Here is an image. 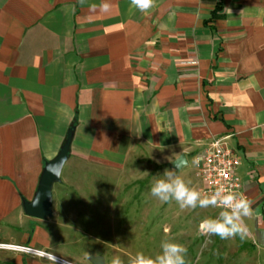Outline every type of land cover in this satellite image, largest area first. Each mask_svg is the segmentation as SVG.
Instances as JSON below:
<instances>
[{"label": "crops", "instance_id": "0c3cea01", "mask_svg": "<svg viewBox=\"0 0 264 264\" xmlns=\"http://www.w3.org/2000/svg\"><path fill=\"white\" fill-rule=\"evenodd\" d=\"M70 128L57 182L69 191L54 183L52 215L28 216L21 199ZM223 136L254 202L236 249L264 264V0H155L148 12L131 0H0V244L63 261L0 246V264H128L148 246L120 242L114 209L80 203L117 195L71 190L88 173L151 184L181 154L178 174L201 190L193 160Z\"/></svg>", "mask_w": 264, "mask_h": 264}, {"label": "rangeland", "instance_id": "374dc122", "mask_svg": "<svg viewBox=\"0 0 264 264\" xmlns=\"http://www.w3.org/2000/svg\"><path fill=\"white\" fill-rule=\"evenodd\" d=\"M192 169L193 164L189 162L187 170L190 172ZM88 175L78 186V190L74 188L71 192L101 195L115 193L117 196L113 199L105 197L80 203L83 209L92 207V210L103 209V212L114 209L115 214L119 216L108 217L106 221L107 224L120 226V242L127 241L148 246L144 248L142 245L143 247L135 249L134 252L143 251L146 255L154 256L160 251L161 241L170 239L187 248L186 264H244L241 250L236 249L235 240H239V237L221 239L212 236L209 238L200 232L198 221L204 212L205 217H214L219 210L198 207L194 210L182 211L175 201H171L169 207L150 195L149 190L153 181L150 184L146 176L140 177L136 184L129 185L125 182L127 178H120L117 184H94V181L90 180V173ZM181 176L184 177V175ZM54 186L55 193L69 191L64 188L61 190L59 183H55ZM137 192H140L139 195ZM105 217L100 215L94 219H97V224L102 225L105 223Z\"/></svg>", "mask_w": 264, "mask_h": 264}, {"label": "clouds", "instance_id": "9594fccd", "mask_svg": "<svg viewBox=\"0 0 264 264\" xmlns=\"http://www.w3.org/2000/svg\"><path fill=\"white\" fill-rule=\"evenodd\" d=\"M131 5L141 12H148L155 6V0H131ZM170 14V19L174 16ZM198 158L193 164H198ZM57 165L50 167V172L55 173ZM150 195L161 203L175 201L180 210H194L196 208L219 209L214 217H205L199 225L202 235L206 237L217 236L221 239L241 240L250 235L246 218L253 216V201L243 194L234 192L221 185L212 192L202 193L191 186V181H186L179 175L175 168H167L162 175L156 177L150 186ZM33 206L39 203V197L31 202ZM187 248L175 240L163 239L160 251L156 255H146L138 251L128 258V264H186ZM110 264H124L120 256H114Z\"/></svg>", "mask_w": 264, "mask_h": 264}, {"label": "built area", "instance_id": "2783aa9c", "mask_svg": "<svg viewBox=\"0 0 264 264\" xmlns=\"http://www.w3.org/2000/svg\"><path fill=\"white\" fill-rule=\"evenodd\" d=\"M227 136L214 138L203 151L197 166V174L201 180V192H212L218 186H225L231 191L243 194V179L237 171L239 158L234 150L227 144ZM244 195V194H243ZM219 210V209H217ZM2 247L21 250L39 255H47L42 251L28 246L0 244ZM49 258L60 260L59 258L47 255Z\"/></svg>", "mask_w": 264, "mask_h": 264}, {"label": "water", "instance_id": "95a60500", "mask_svg": "<svg viewBox=\"0 0 264 264\" xmlns=\"http://www.w3.org/2000/svg\"><path fill=\"white\" fill-rule=\"evenodd\" d=\"M72 135V128H70L66 134L65 142L60 147L57 155L44 163L36 192L34 194V197L32 198L33 200L36 197H39V203L33 206V204L31 203L32 200H26L25 198L21 199V207L26 215L40 219H45L52 215V187L54 183L60 181V172L63 164L68 158V151ZM186 164V156L184 154H181L178 158L171 162L170 165L172 168H175L176 171H179ZM52 165H57L55 173L50 172L49 170Z\"/></svg>", "mask_w": 264, "mask_h": 264}]
</instances>
